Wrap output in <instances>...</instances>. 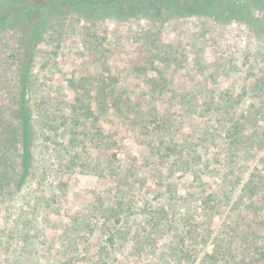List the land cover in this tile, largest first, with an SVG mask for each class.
<instances>
[{"label": "rangeland", "instance_id": "rangeland-1", "mask_svg": "<svg viewBox=\"0 0 264 264\" xmlns=\"http://www.w3.org/2000/svg\"><path fill=\"white\" fill-rule=\"evenodd\" d=\"M53 1L0 0V264H264V33L227 0L222 20L161 22ZM40 18L18 188L19 63Z\"/></svg>", "mask_w": 264, "mask_h": 264}, {"label": "trees", "instance_id": "trees-1", "mask_svg": "<svg viewBox=\"0 0 264 264\" xmlns=\"http://www.w3.org/2000/svg\"><path fill=\"white\" fill-rule=\"evenodd\" d=\"M225 0H63L41 4L40 8L44 13L55 15L61 12V7L76 8L83 17L88 19H100L104 17H114L119 19L133 18L138 15L150 14L157 21L161 22L175 15H205L222 20L223 14L229 12L223 6ZM229 5L237 9L239 20L249 25L257 34L264 33V6L261 8L259 3L264 5V0H227ZM257 5L263 14L261 17H254L250 12V5ZM149 9V10H148ZM20 11L16 12V19L20 17ZM9 18L8 15L0 16L3 23ZM41 19V18H40ZM37 20L34 30L25 26L28 30L24 33L23 51L19 63L18 97L16 101L17 119L19 124L20 137V168L21 175L17 182L21 188L30 172L31 152L30 142L32 136V123L28 102V90L30 83V71L32 68L36 46L40 42L44 32V21ZM26 23V22H25Z\"/></svg>", "mask_w": 264, "mask_h": 264}]
</instances>
